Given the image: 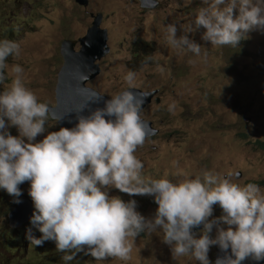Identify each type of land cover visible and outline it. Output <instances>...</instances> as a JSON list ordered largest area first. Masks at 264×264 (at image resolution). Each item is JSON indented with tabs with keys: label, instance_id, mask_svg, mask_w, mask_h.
Instances as JSON below:
<instances>
[{
	"label": "clouds",
	"instance_id": "clouds-1",
	"mask_svg": "<svg viewBox=\"0 0 264 264\" xmlns=\"http://www.w3.org/2000/svg\"><path fill=\"white\" fill-rule=\"evenodd\" d=\"M201 3L205 6L183 31L192 33L202 27V39L212 46L237 47L251 31L264 30V0ZM176 33V24L166 25V41L172 48L201 54L203 46ZM19 56L18 42L0 39V84L6 79L7 59ZM10 75V84L0 92V199L7 196L10 201L4 212L14 233L22 227L30 231V226H39L28 235L22 232L24 248L20 243L17 251L30 255L32 244L39 247L54 241L65 262L80 252L95 261L111 258L126 262L132 259L138 235L160 230L174 260L190 256L199 264H213L208 258L212 246L224 253L214 264L264 260V190L260 186H241L234 182L239 173L232 171L223 176L205 171L202 177L177 183L143 176L144 165L135 153L149 139L141 119L146 95L130 91L136 88V73L129 71L124 77L129 90L109 97L104 107L89 115H81L89 101L102 98L94 95L75 110L74 127L48 132L39 142L34 141L46 130L49 106L25 86L21 66L12 65ZM9 127H15L18 135H11ZM25 182H30V198L19 187ZM110 188L129 196H152L157 205L154 217L141 215L133 199L109 196ZM21 197L33 206V213L28 222L11 227L8 214L21 203ZM215 205L222 215L210 219ZM200 226L197 235L193 229ZM39 232V238L33 237Z\"/></svg>",
	"mask_w": 264,
	"mask_h": 264
},
{
	"label": "rangeland",
	"instance_id": "rangeland-1",
	"mask_svg": "<svg viewBox=\"0 0 264 264\" xmlns=\"http://www.w3.org/2000/svg\"><path fill=\"white\" fill-rule=\"evenodd\" d=\"M203 6L201 0H88L87 7L74 0H0V39L20 45V56L6 61L9 68L4 70L0 92L11 82V66L18 64L24 70L25 86L39 102L55 106L57 73L64 63L62 44L74 42L73 49L78 51L76 41L86 34L92 16L100 14L109 50L98 62L100 72L89 86L111 98L128 89L124 77L132 71L136 73L134 89L157 92L141 111L142 120L157 131L135 153L144 165L143 176L177 183L202 177L205 171L221 176L232 171L239 173L234 182L254 183L264 190V148L260 147L264 146V30L251 31L237 47L212 46L202 39V27L192 33L183 31ZM170 23L176 24L177 37L186 34L203 46L199 56L167 43ZM156 97L158 104L153 101ZM45 127L34 142L61 128L51 118ZM8 132L18 135L15 127ZM19 187L30 198V182ZM108 194L135 200L136 210L147 219L155 215L152 196H129L115 188L108 189ZM5 203L8 210L7 196L0 199V264H47L48 241L39 247L32 244L30 255H24L16 250L21 249L19 244L5 240L15 236L6 220ZM220 215L215 205L210 219ZM38 227L30 229L38 231ZM30 231L25 229L23 234ZM210 235L215 237V227ZM162 237L160 230L138 235L132 259L126 262L95 261L80 252L68 262L61 259L62 253L51 264H199L190 256L174 260ZM216 248L212 246L208 253L213 264Z\"/></svg>",
	"mask_w": 264,
	"mask_h": 264
},
{
	"label": "water",
	"instance_id": "water-1",
	"mask_svg": "<svg viewBox=\"0 0 264 264\" xmlns=\"http://www.w3.org/2000/svg\"><path fill=\"white\" fill-rule=\"evenodd\" d=\"M74 1L80 6H88V0ZM146 1L150 2L151 0ZM92 17L93 21L91 27L87 29L86 34L82 38L76 41V43L78 42L79 44L78 51L73 49L74 42L64 40L62 44L61 54L64 63L57 74L54 89L55 106L49 107L51 119H55L56 122L57 118L60 117L62 119L57 122L61 127H74L77 122L75 110L93 99L94 95L102 98L96 102L89 101L88 108L80 113L81 115L87 116L90 114L91 110L104 107V101L110 99L88 85L91 80L98 76L100 72L98 62L109 50L107 46V31L101 28V15L97 14ZM85 75L87 79H83ZM130 91L136 92L138 95H146L142 110L145 108L146 104L151 102L152 97L157 94L156 91L143 92L139 89H131ZM154 103H159L158 97L154 99ZM144 123L147 125L146 139H150V137L156 135L157 131L154 130L150 122L144 121ZM19 200L21 203H17L8 214L9 225L11 227H18L28 222V219H30L33 213V206L27 199L21 197ZM201 228L202 226H200V228H194L193 232L198 233ZM223 255L224 253L218 248L216 250L214 262L218 256ZM263 262L264 260L257 262L248 259L245 260L243 264H262Z\"/></svg>",
	"mask_w": 264,
	"mask_h": 264
},
{
	"label": "trees",
	"instance_id": "trees-1",
	"mask_svg": "<svg viewBox=\"0 0 264 264\" xmlns=\"http://www.w3.org/2000/svg\"><path fill=\"white\" fill-rule=\"evenodd\" d=\"M0 34H2V33H0ZM1 41H2V39H1ZM260 147L264 148L263 145H260ZM21 230L22 231H16L14 237H11V238L9 237L5 240L9 241V244H20V243H22V246L24 248V235H23V240H22V232L24 231V228L22 227ZM40 235H41V233L39 232L37 235H33V237L39 238ZM140 235H142V233ZM21 240H22V242H21ZM48 242H49V247L51 248L52 251L49 250V255L46 258L49 260V262H48V260H46V263L51 264L52 262H56L59 260V258L61 257V253L56 251L54 241H48ZM85 251H87V250H85Z\"/></svg>",
	"mask_w": 264,
	"mask_h": 264
},
{
	"label": "bare ground",
	"instance_id": "bare-ground-1",
	"mask_svg": "<svg viewBox=\"0 0 264 264\" xmlns=\"http://www.w3.org/2000/svg\"><path fill=\"white\" fill-rule=\"evenodd\" d=\"M146 5V4H145ZM151 5V4H150ZM149 6V5H148ZM147 7V6H146ZM151 8V7H150ZM100 62V61H99ZM154 101V100H153ZM151 102H152V99H151ZM151 104V103H150ZM150 104H148V105H150ZM152 123V122H151Z\"/></svg>",
	"mask_w": 264,
	"mask_h": 264
}]
</instances>
